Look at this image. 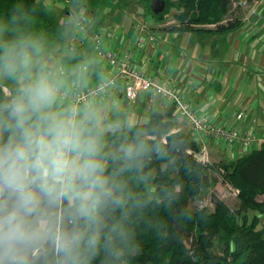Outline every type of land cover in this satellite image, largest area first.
<instances>
[{
    "label": "trees",
    "instance_id": "16d2710c",
    "mask_svg": "<svg viewBox=\"0 0 264 264\" xmlns=\"http://www.w3.org/2000/svg\"><path fill=\"white\" fill-rule=\"evenodd\" d=\"M140 1L154 19L165 17L175 8L174 17L179 22L166 28L169 31L197 33L202 29L193 26L211 24L214 29L206 32L222 33L241 25L237 18H227L231 0H165L166 9L159 15L152 13L150 0ZM73 2L90 10L100 6L103 12L113 4V0ZM13 14L16 26L39 37L45 50L50 43L60 42L61 38H56L64 33V25L45 0H0V16L10 18ZM68 45L72 52L62 62L76 64L85 60L77 40ZM4 85L12 88L10 95L3 92ZM17 88L12 80L0 79V103L10 100ZM173 110L169 107L163 114L153 111L149 120L128 129L107 130L105 139L112 141L116 149L138 139L149 151L137 166L119 173L121 203L102 208L100 244L94 253H82L83 264H226L233 259L237 264H264V221L260 218L264 215V201L257 200L258 195H264V144L228 162L202 161L200 144L191 134L176 130ZM107 165L112 172L120 162L110 157ZM212 172L221 174L238 190L235 209H229L215 195H211L212 210L200 205L189 208L190 199L214 182ZM147 180L155 184L152 197L144 190ZM255 210L258 214L249 220L248 212ZM53 217L56 227L61 226V221L68 230L74 227L64 208L54 211ZM215 240L222 242L224 256L212 248ZM22 264H64V259L50 240H37L22 258Z\"/></svg>",
    "mask_w": 264,
    "mask_h": 264
},
{
    "label": "clouds",
    "instance_id": "9594fccd",
    "mask_svg": "<svg viewBox=\"0 0 264 264\" xmlns=\"http://www.w3.org/2000/svg\"><path fill=\"white\" fill-rule=\"evenodd\" d=\"M87 71L77 66L70 81L46 60L43 41L16 26L15 14L0 16V79L18 85L0 103V264H22L37 240H50L64 264H83L82 253L100 244L102 208L121 203L119 173L149 151L137 139L106 153L109 126L97 103L64 102ZM109 155L120 162L112 172ZM61 208L71 230L54 225Z\"/></svg>",
    "mask_w": 264,
    "mask_h": 264
},
{
    "label": "crops",
    "instance_id": "0c3cea01",
    "mask_svg": "<svg viewBox=\"0 0 264 264\" xmlns=\"http://www.w3.org/2000/svg\"><path fill=\"white\" fill-rule=\"evenodd\" d=\"M127 14L135 18L133 14ZM117 18L124 24L125 37L130 38L134 19L127 24L122 17ZM150 31L155 38L139 49V63L145 68H161L165 72L170 67L174 68L172 84L188 85L185 98L197 113L203 114L209 121L231 126L239 124L242 129L264 134V12L251 23L241 22L238 29L229 32L192 36L188 32L158 28V24ZM91 54L92 49L89 48L85 55ZM89 73L91 80H98L107 70H99L92 65ZM117 93L114 89L112 95L99 106L109 127L119 125L121 129H128L134 124L146 122L149 112L163 114L171 107L152 95H139L134 102H121L116 99ZM173 111L176 130L190 135L191 127L177 110ZM238 111L244 114L237 119ZM197 142L201 151L209 153L210 157L216 152H227L213 139L202 137ZM226 157L221 154L220 159Z\"/></svg>",
    "mask_w": 264,
    "mask_h": 264
},
{
    "label": "built area",
    "instance_id": "2783aa9c",
    "mask_svg": "<svg viewBox=\"0 0 264 264\" xmlns=\"http://www.w3.org/2000/svg\"><path fill=\"white\" fill-rule=\"evenodd\" d=\"M130 7V10L126 12L133 14L135 18L132 23V33L128 39L123 32L124 24L115 17L113 19L104 15L94 19L85 17L81 13L74 16L72 20L75 27L74 35L82 51L86 53L91 48L92 54L85 56V60L77 65L59 64L65 68L70 81L76 79L73 69L82 64L88 66L84 76V86L73 87L64 102L94 101L98 106H102L114 89L119 93L116 99H120L121 102L122 100L134 102L139 95L157 96L177 110L178 114L186 120L191 127L193 139L197 141L205 137L220 143L227 151L226 162L239 158L264 144V134L258 135L253 129H242L239 124L231 126L211 122L203 114L197 113L192 103L185 98L188 85L172 84L174 68L170 67L165 72L161 68L156 70L145 68L139 63L137 53L147 42L155 38L150 28L155 26L156 22L138 4H130ZM92 65L99 70H107V73L98 80H91L89 67ZM2 89L6 95H10L11 92L6 87ZM150 114V112L147 114V120ZM243 114L242 111H238L237 119ZM203 155L202 151L200 159L207 160ZM235 191L238 193L237 189Z\"/></svg>",
    "mask_w": 264,
    "mask_h": 264
},
{
    "label": "rangeland",
    "instance_id": "374dc122",
    "mask_svg": "<svg viewBox=\"0 0 264 264\" xmlns=\"http://www.w3.org/2000/svg\"><path fill=\"white\" fill-rule=\"evenodd\" d=\"M45 2H47L48 5L49 4L52 5V9L56 13L57 18L59 20L58 22L61 23V25L62 24L64 25V33L62 34L63 36L58 34L59 36H57L56 38L58 40L61 38L60 42L54 41L50 43L48 45V48L45 50L46 60L49 63H55L60 60L64 61L67 58L66 56H69V53L72 52L69 51L70 45L67 46V43L72 44L73 42H75V40H77L76 36L73 35V31H75L74 29L75 27L73 25L72 20L74 19V16H76L78 13H81L85 17L94 18V19H99V17L102 16L101 14L107 13L106 14L107 17L110 18L112 17L113 19L114 17H116L115 18L116 20H118L117 17H122V20L126 21L127 24H129L134 19L131 18L132 15H128L126 12V10H130L131 8L130 4L133 5L138 4L140 7L143 8V3H144L143 1L140 0H113V4L110 7L106 8V11L103 12L104 10L102 11L101 9L98 8L100 6L98 7L96 6L95 8H93L94 10H90L87 8L82 9L79 6V4L73 2V0H68V1L45 0ZM231 2L232 5L227 13V18H231V19L237 18L240 22L248 21L249 23H251V21L257 19L258 16L261 15V12H264V0H257V1L252 0V2L247 0H231ZM174 12H175V8H171L167 12V15H165V17L160 19H154L156 21V24H158V28L163 27L164 29H166L171 27L173 24H178L179 21L176 17H174ZM147 14H150L152 16V14L149 12H147ZM193 27L194 29L201 28L202 30L200 32L196 31L197 33L188 32V34L192 36H197L201 34L207 35L209 34L208 32H206L207 29L208 30L214 29V26H212L211 24L197 25ZM203 30H205V32ZM170 66L173 65L170 64ZM10 83L11 81L9 82V84ZM4 87H6L11 92L12 88H9L7 85H4ZM108 129L109 131H113V130L116 131V130H120L121 128L119 125H117V126L108 127ZM106 137H107V133H105V138ZM105 144H106V151H105L106 153L110 154L117 150L114 144L112 143V141L105 139ZM203 153H204L203 155L204 158H206L209 163H213V164L219 161H225V158L220 159L221 154L222 156L227 155V153L224 152H222L221 154L219 152H216L214 156L210 157L209 153H206L205 151H203ZM108 158H110V155ZM211 175L214 182H212V184L209 187L201 190L199 195L190 199L189 208L194 209L196 205H200L207 207L209 210H212L213 204L211 201L212 200L211 195H215L217 198L222 199L225 202V204L229 207V209L232 210L235 209L239 202V198H237V193L235 191L236 188L232 186L230 183H227L221 174L212 172ZM144 186H145L144 190H146L147 195L149 197H152V193L155 189V184L152 181L147 180L145 181ZM257 200L264 201V195H258ZM256 214H258V210L249 211L248 212L249 220L253 218ZM260 218H262L261 220L264 221V215H261ZM222 247H223L222 242L218 240H215L212 246V248H214V251L219 256L220 255L224 256ZM227 258L229 260V256ZM237 262H238L237 260L233 259L226 262V264H237ZM126 264H139V263L127 262ZM146 264H153V263L147 262Z\"/></svg>",
    "mask_w": 264,
    "mask_h": 264
},
{
    "label": "water",
    "instance_id": "95a60500",
    "mask_svg": "<svg viewBox=\"0 0 264 264\" xmlns=\"http://www.w3.org/2000/svg\"><path fill=\"white\" fill-rule=\"evenodd\" d=\"M149 6L154 15H159L166 9L165 0H150Z\"/></svg>",
    "mask_w": 264,
    "mask_h": 264
}]
</instances>
